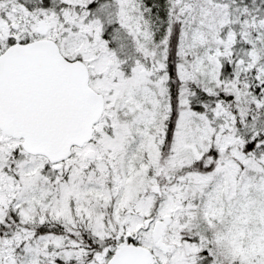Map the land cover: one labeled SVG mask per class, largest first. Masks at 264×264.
<instances>
[{"label": "snow or ice", "instance_id": "6c2138e0", "mask_svg": "<svg viewBox=\"0 0 264 264\" xmlns=\"http://www.w3.org/2000/svg\"><path fill=\"white\" fill-rule=\"evenodd\" d=\"M0 264H264V0H0Z\"/></svg>", "mask_w": 264, "mask_h": 264}]
</instances>
